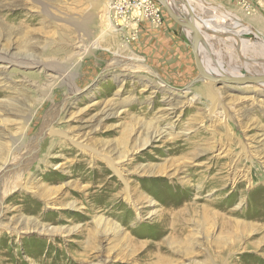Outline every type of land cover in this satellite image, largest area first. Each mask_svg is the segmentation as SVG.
Segmentation results:
<instances>
[{
    "label": "rangeland",
    "instance_id": "374dc122",
    "mask_svg": "<svg viewBox=\"0 0 264 264\" xmlns=\"http://www.w3.org/2000/svg\"><path fill=\"white\" fill-rule=\"evenodd\" d=\"M111 1L0 0V264H264V88ZM194 1L206 64L260 76L264 0Z\"/></svg>",
    "mask_w": 264,
    "mask_h": 264
},
{
    "label": "water",
    "instance_id": "95a60500",
    "mask_svg": "<svg viewBox=\"0 0 264 264\" xmlns=\"http://www.w3.org/2000/svg\"><path fill=\"white\" fill-rule=\"evenodd\" d=\"M164 6L166 7L167 11L171 15V17L180 25L190 29L192 31V44H193V53L195 58L196 66L200 73V80H209L211 82L221 83V82H232V83H239V84H257L259 82H264V76H256V77H245V76H231V75H221V76H215L209 74L205 69L203 68V64L201 63V53L199 51L201 41L203 39V33L197 27V24L195 23V12L191 8L188 2H185V5L188 8V16L189 18H183L182 21L181 18L177 14H175L169 6L165 3V0H159ZM177 5H180V3H177Z\"/></svg>",
    "mask_w": 264,
    "mask_h": 264
},
{
    "label": "bare ground",
    "instance_id": "6f19581e",
    "mask_svg": "<svg viewBox=\"0 0 264 264\" xmlns=\"http://www.w3.org/2000/svg\"><path fill=\"white\" fill-rule=\"evenodd\" d=\"M166 2H167V0H165ZM175 2L176 1H179V0H174ZM165 2V3H166ZM177 3H180L181 5H183V8H184V6L187 8V6L185 5V0H181V2H176L175 4H176V6H177V9L179 10V9H181V10H179V12H183V8H182V6L181 5H177ZM167 4V3H166ZM168 6H169V8L173 11V12H175V10H173L172 8H171V6L169 5V4H167ZM108 10V9H107ZM187 12H188V8H187ZM110 15V14H109ZM178 16H179V14H177ZM181 15V14H180ZM189 15V14H188ZM187 15H185V17H182V16H179V18H181L182 19V21L184 20L183 18H189V16H187ZM109 17V16H108ZM110 18V17H109ZM205 21V20H204ZM206 21H208V20H206ZM213 23V22H212ZM212 23L211 22H209V24H208V26H209V28H211V29H213V25H214V23H213V25H212ZM198 24V23H197ZM215 26V25H214ZM199 29H200V27H199ZM187 30H188V32L190 33V36L192 37V31L190 30V29H188L187 28ZM210 30V29H209ZM226 30V29H225ZM244 30V31H243ZM246 29H242L241 31L239 30L238 32L236 31L235 32V34L234 35H236V36H240V35H244V34H248V31H245ZM248 30V29H247ZM202 31V30H201ZM216 32V31H215ZM228 33H231V31H229L228 30ZM228 33H226V34H228ZM203 37H204V35H203ZM202 41H203V39H202ZM202 41H201V45L203 44L202 43ZM255 41H257V40H255ZM244 42V41H243ZM243 45H241V48H242V50L244 51V52H246V45L244 44V43H242ZM201 45H200V48H199V51L201 52ZM239 46V45H238ZM246 49V50H245ZM249 50V49H248ZM255 55V54H254ZM230 60V59H229ZM201 63L203 64V68L205 69V71H207L209 74H211V75H215V76H221V75H223V74H225V75H229V74H226V72H225V68L226 67H224L223 65H221V64H219L218 62H217V64L215 65V68H213L212 66L210 67L209 65H207L206 64V62H205V60L204 59H202L201 58ZM253 64V63H252ZM251 64V65H252ZM259 64V63H258ZM258 64H256V65H258ZM260 66H263V70H262V72H255L253 75H262V76H264V64H259ZM255 66V65H254ZM229 67H231V69L233 68L234 70H235V72H237L238 71V73H237V75H233V74H230L231 76H245L244 74H239V72L241 73V71H243V70H246V71H249L250 72V69H251V71H252V69H253V67H250V64L247 62V63H244V65L243 64H241V66H238V65H230ZM219 68H221L222 70H221V72L219 71ZM207 69V70H206ZM256 69V68H255ZM254 69V70H255ZM260 69H261V67H260ZM256 71V70H255ZM233 72V71H232ZM245 77H249V76H245ZM250 78V77H249ZM259 84V86L260 87H262V88H264V82H259L258 83ZM208 92V91H207ZM209 93V95L212 93V92H208ZM207 93V94H208ZM212 95V94H211Z\"/></svg>",
    "mask_w": 264,
    "mask_h": 264
},
{
    "label": "built area",
    "instance_id": "2783aa9c",
    "mask_svg": "<svg viewBox=\"0 0 264 264\" xmlns=\"http://www.w3.org/2000/svg\"><path fill=\"white\" fill-rule=\"evenodd\" d=\"M141 11H144V5H141ZM139 10V6H135L132 3V0H112L109 5V14L113 19V23L117 24L119 22L126 23L130 20V15L133 13V10Z\"/></svg>",
    "mask_w": 264,
    "mask_h": 264
},
{
    "label": "crops",
    "instance_id": "0c3cea01",
    "mask_svg": "<svg viewBox=\"0 0 264 264\" xmlns=\"http://www.w3.org/2000/svg\"><path fill=\"white\" fill-rule=\"evenodd\" d=\"M171 0H167V4H169L170 6H171V2H170ZM170 2V3H169ZM178 2V1H177ZM179 2H181V0H179ZM185 2H188L189 3V5L191 6V8L193 9V11L195 12V23L197 24V27H200V30H202L203 31V29L201 28V25H199V22H198V20H200L201 22H202V26L203 27H205L207 30H209V29H211V28H209V26H208V24H209V22H211V21H213L214 23H216L215 22V19L213 20V19H208L206 16H205V13H204V16L203 15H201L200 17H199V15L197 14V5H196V2L194 1V0H185ZM200 2H202V1H200ZM176 3V2H175ZM174 3V4H175ZM176 5V4H175ZM181 5V4H180ZM182 6V8H183V5H181ZM203 6V11L204 12H206L207 13V11H205V5H202ZM171 8L173 9V8H175V9H173V10H175L176 12L178 11L177 9H176V6H174V7H172L171 6ZM179 10H181V9H179ZM181 14V15H180ZM185 15H187L188 16V12H187V8L184 6V8H183V13L182 12H179V16H182V17H185ZM186 16V17H187ZM172 18V17H171ZM205 20V21H204ZM206 20H208V21H206ZM171 21L174 23V21L171 19ZM169 23H171V22H169ZM174 24H176V23H174ZM177 25V24H176ZM212 30V29H211Z\"/></svg>",
    "mask_w": 264,
    "mask_h": 264
}]
</instances>
